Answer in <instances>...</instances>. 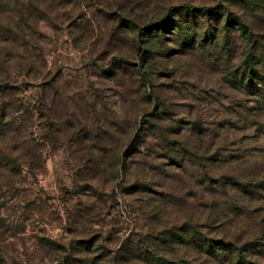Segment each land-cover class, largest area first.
<instances>
[{"label": "rangeland", "instance_id": "obj_1", "mask_svg": "<svg viewBox=\"0 0 264 264\" xmlns=\"http://www.w3.org/2000/svg\"><path fill=\"white\" fill-rule=\"evenodd\" d=\"M261 79L264 0H0V264L264 242Z\"/></svg>", "mask_w": 264, "mask_h": 264}, {"label": "trees", "instance_id": "obj_2", "mask_svg": "<svg viewBox=\"0 0 264 264\" xmlns=\"http://www.w3.org/2000/svg\"><path fill=\"white\" fill-rule=\"evenodd\" d=\"M180 7L183 8L184 11L186 12L195 11V9L190 5H181ZM177 8L178 7H174L171 8L170 10H176ZM171 15L172 14L168 12L167 16H165L164 19L160 20L158 23H154L151 28L152 31H158L159 29L166 28L168 24L167 22H170ZM172 25L177 27L179 24L172 23ZM203 40L204 38L200 39L199 41H203ZM256 75H257L256 72L251 71L250 76L245 75L243 77V80L240 81V83H242V85L247 89H252V87H255L253 86L254 84L252 78L255 79ZM261 80H262L261 82L264 83V79ZM9 88L10 86L8 85L0 84V92L3 91L4 89H9ZM4 116H6V114H4ZM3 125H5V122L3 123ZM236 185H238L241 190H245L243 184L237 183ZM169 235L173 239L174 238L177 239L176 242H180V243L187 242L183 233L169 232ZM187 239L190 243H192L193 247L196 248L199 253L206 254L212 259L217 260L221 264H225V263L253 264V261L250 260L251 257L255 256L259 252L264 251V242L257 241L254 237L247 239V241H244L243 243H239L236 241L232 242L225 240L222 237L209 238L196 232V234H191ZM152 264H168V261L159 262L155 260Z\"/></svg>", "mask_w": 264, "mask_h": 264}]
</instances>
